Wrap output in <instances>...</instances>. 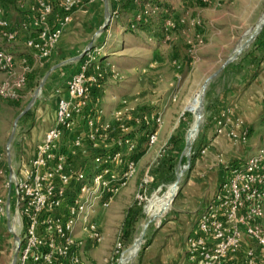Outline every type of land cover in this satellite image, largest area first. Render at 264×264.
<instances>
[{
  "label": "rangeland",
  "instance_id": "obj_1",
  "mask_svg": "<svg viewBox=\"0 0 264 264\" xmlns=\"http://www.w3.org/2000/svg\"><path fill=\"white\" fill-rule=\"evenodd\" d=\"M262 16L264 0H105L104 12L79 60L87 64L89 77L100 73L92 97H98L96 105L102 111V122L111 131L103 132L108 137L103 140L99 136L95 147L84 142L86 153L78 152L72 163L74 168L82 165L87 173L98 154L119 151L121 156L128 157L121 142L117 148L114 145L121 139L129 138L130 143L134 140L138 145L129 153L135 157L133 174L119 180L113 193L104 194L105 205L88 210L100 240L89 243L80 230L82 226L76 228L75 238L82 242L78 253L85 264H118L122 254L143 233L138 252L125 263L138 264L151 233L179 198L202 150L197 144L200 135L205 129L213 135L225 123L227 111L217 112L215 106L209 105L207 96L222 91L246 67L264 31ZM130 19L146 23L147 31L130 26ZM12 46L17 51L24 50L22 45ZM0 47L10 52L8 45L0 43ZM28 78L30 82L27 85L26 81L18 101L0 102V163L5 167L7 160L14 164V142L21 141L34 125L37 110L44 118L56 110L58 99L55 102V97L49 95L42 99L43 74L36 76L32 69ZM197 94L200 119L187 149L186 135L194 115L186 108ZM146 113L159 116L156 129L138 121ZM151 129L156 135L149 144L146 135ZM78 132L85 135V128L81 126ZM262 141L264 125L252 126L242 134L239 143L233 144L237 145L233 150H245V160L259 149ZM111 164L116 172H122V164ZM27 166L21 175L11 171L8 177L23 178ZM180 170L174 189L172 185ZM163 204L167 208L159 213ZM261 224L264 226V218ZM8 234H13L10 229ZM10 256L2 264H10Z\"/></svg>",
  "mask_w": 264,
  "mask_h": 264
},
{
  "label": "built area",
  "instance_id": "obj_2",
  "mask_svg": "<svg viewBox=\"0 0 264 264\" xmlns=\"http://www.w3.org/2000/svg\"><path fill=\"white\" fill-rule=\"evenodd\" d=\"M54 1L35 0L30 9L35 35L26 37L25 46L35 53L36 61L51 55L74 9V0H61L60 18L51 24ZM13 28L0 8L2 42L15 40ZM30 72L26 60H22L20 70L16 71L14 56L0 47V74L5 75L0 80V102L18 101ZM99 77L100 73L89 77L85 63L70 74L65 81V95L56 103L54 123L35 146L25 176L10 175L6 181L10 196L8 200L0 199V218L7 217L14 235L15 264H85L78 253L82 242L75 238L76 228L82 226L80 230L87 242L99 241L100 235L90 222L88 210L105 205L104 194L113 193L117 182L134 172L135 162L129 156L134 144L129 138L114 144L117 148L121 142L129 158L121 156L119 151L98 154L87 173L82 165L74 168L72 163L78 152L86 153L84 142L95 147L100 137L103 140L108 137L103 132L111 131L102 122V111L96 105L98 97H92ZM138 121L152 124L155 129L160 122L158 115L147 113L141 114ZM81 126L85 135L78 132ZM155 135V131L146 135L149 144ZM113 162L123 165L122 172L114 170ZM262 218L264 141L253 155L231 169V177L223 184L222 192L200 213L198 235H189L185 242L189 264H264Z\"/></svg>",
  "mask_w": 264,
  "mask_h": 264
},
{
  "label": "crops",
  "instance_id": "obj_3",
  "mask_svg": "<svg viewBox=\"0 0 264 264\" xmlns=\"http://www.w3.org/2000/svg\"><path fill=\"white\" fill-rule=\"evenodd\" d=\"M60 1L53 2L54 11L49 18L51 24L60 18ZM74 1L70 20L63 28L57 46L48 58L36 61L35 53L25 46L26 37L30 34L34 36L30 9L35 5V0H0L3 15L14 25L16 36L12 42L0 43L8 45V50L16 60L17 71L20 70L22 60H26L36 76L43 74V100L49 95L54 96L56 102L60 96L65 95V81L71 71L79 66L80 53L89 44L101 13L104 12L105 0ZM12 45H22L24 50L17 51ZM249 57L248 64L237 73L231 84L207 96L209 105L215 106L217 112L227 111L225 123L213 135L207 133L206 129L200 135L197 144L202 150L195 159L179 198L162 223L151 233L138 264H189L185 253L187 237L198 235L197 220L200 213L222 192L223 184L231 176L232 167L241 165L245 158L246 151L237 153L233 150L237 145L233 144L239 143L247 128L264 125V31L258 38L257 48ZM4 77V74H0V80ZM40 111L37 110L36 122L21 141L14 142V164L9 160L6 167L0 163V195L5 200L10 196L6 186L8 175L11 171L19 175L24 172L36 144L54 123L55 108L45 118ZM8 232V219L6 216L1 217L0 264L9 255L12 262L14 256V235L10 236Z\"/></svg>",
  "mask_w": 264,
  "mask_h": 264
},
{
  "label": "bare ground",
  "instance_id": "obj_4",
  "mask_svg": "<svg viewBox=\"0 0 264 264\" xmlns=\"http://www.w3.org/2000/svg\"><path fill=\"white\" fill-rule=\"evenodd\" d=\"M260 22H264V16H262ZM186 109L194 115V119H193L194 121L192 122V126H191V128L189 129V131L187 132V135H186V140L190 142L193 139V137L195 136L196 132H197L199 119H200L201 106H200V95L199 94H197L196 97H194L188 103ZM192 142H190V143H192ZM180 175H181V170L178 173L177 179L175 180V182L172 185L174 189L177 187V183H178ZM166 204L165 205L163 204V206H159V209H158L159 213H162L163 211H165V209L167 208ZM144 226H146V224H144ZM142 235H143V233H141V235L134 240L132 246H130L122 254V256L120 257V259L118 261V264H125L127 261H129L138 252V250H139V248L141 246Z\"/></svg>",
  "mask_w": 264,
  "mask_h": 264
},
{
  "label": "trees",
  "instance_id": "obj_5",
  "mask_svg": "<svg viewBox=\"0 0 264 264\" xmlns=\"http://www.w3.org/2000/svg\"><path fill=\"white\" fill-rule=\"evenodd\" d=\"M128 24L130 25V26H132L133 28H137V29H143V30H146L147 31V24L146 23H143V22H141V20L139 21V20H133V19H130L129 20V22H128ZM81 63V61L79 62V64ZM27 85L29 84V82H30V78H28L27 80ZM94 90H95V88L92 90V95L93 96H95L94 94H95V92H94ZM23 91H24V89H23ZM155 127H153L152 129H154ZM151 129V131H153ZM148 132V131H147ZM133 144H134V146L135 145H138V143L137 142H135L134 140H133ZM132 155V154H131ZM131 158L133 159V160H135V157L132 155L131 156Z\"/></svg>",
  "mask_w": 264,
  "mask_h": 264
},
{
  "label": "water",
  "instance_id": "obj_6",
  "mask_svg": "<svg viewBox=\"0 0 264 264\" xmlns=\"http://www.w3.org/2000/svg\"><path fill=\"white\" fill-rule=\"evenodd\" d=\"M42 83H43V81L41 82L40 87H41ZM34 99H35V97H33V98L31 99V102H33ZM30 104H31V103H30ZM28 107H29V106H28ZM185 147H186L187 149H190V147H191V143H190L189 141H187V140H186V142H185ZM188 159H189V157L187 156V160H188ZM176 194H177V190H176V192H175V194H174L172 200L174 199V197L176 196ZM15 258H16V252L14 253V256H13V259H12L11 264H15Z\"/></svg>",
  "mask_w": 264,
  "mask_h": 264
}]
</instances>
